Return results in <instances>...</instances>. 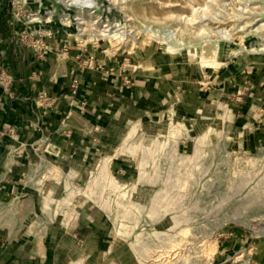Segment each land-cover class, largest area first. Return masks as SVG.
<instances>
[{
  "label": "rangeland",
  "instance_id": "1",
  "mask_svg": "<svg viewBox=\"0 0 264 264\" xmlns=\"http://www.w3.org/2000/svg\"><path fill=\"white\" fill-rule=\"evenodd\" d=\"M91 2L0 0V23L17 49L40 57L62 59L76 46L93 52L89 65L99 52L128 58L136 71L165 64L175 100L132 114L106 147L61 149L56 132L26 144L25 188L0 205L10 241L41 244L50 231L59 240L80 221L102 247L87 262L257 264L264 127L251 110L264 108V0ZM231 67L246 82L245 102L223 94V79L206 83L210 70ZM197 86L209 87L207 101L190 100Z\"/></svg>",
  "mask_w": 264,
  "mask_h": 264
},
{
  "label": "crops",
  "instance_id": "2",
  "mask_svg": "<svg viewBox=\"0 0 264 264\" xmlns=\"http://www.w3.org/2000/svg\"><path fill=\"white\" fill-rule=\"evenodd\" d=\"M48 42L52 47L58 44L51 39ZM90 56L91 50L76 46L62 59L52 52L40 57L32 48L17 49L0 23V205L16 200L25 188L22 177L31 163L26 144L41 136L52 137L56 132L61 149L70 147L85 152L87 143L95 148L106 147L132 114L154 111L175 100V92L167 86V83L175 86L174 79L165 64L151 63L136 71L128 58L99 52L95 54V63L89 65ZM235 70L232 67L210 70L211 79L206 83L223 79V94L231 89L238 95L235 100L243 98L245 102L248 88L239 77L240 70ZM75 76L80 79L76 96L70 88ZM208 88L197 86L193 92L190 90V100L207 101ZM251 113L256 114L254 124L264 127V108L256 107ZM91 128L98 132L90 134ZM4 226L7 230L11 228L1 222L0 216V264H118L120 260L107 257L87 262L88 254L96 256L102 248L96 246L87 222L78 221L59 240L50 231L41 244L25 245L11 242ZM79 235L85 240L77 242ZM251 258L264 264V247L255 246Z\"/></svg>",
  "mask_w": 264,
  "mask_h": 264
},
{
  "label": "built area",
  "instance_id": "3",
  "mask_svg": "<svg viewBox=\"0 0 264 264\" xmlns=\"http://www.w3.org/2000/svg\"><path fill=\"white\" fill-rule=\"evenodd\" d=\"M29 45H33L36 48H41V47H45L48 48L46 45H44L45 43L42 42L41 40L37 39L35 41H32V39H30L29 41ZM46 52V51H45ZM91 63H93V61H91ZM79 83L80 81L78 79H75L72 86H73V93H77L78 87H79Z\"/></svg>",
  "mask_w": 264,
  "mask_h": 264
},
{
  "label": "clouds",
  "instance_id": "4",
  "mask_svg": "<svg viewBox=\"0 0 264 264\" xmlns=\"http://www.w3.org/2000/svg\"><path fill=\"white\" fill-rule=\"evenodd\" d=\"M72 2H77V0H72ZM88 6H92V2H91V0H89V5Z\"/></svg>",
  "mask_w": 264,
  "mask_h": 264
}]
</instances>
